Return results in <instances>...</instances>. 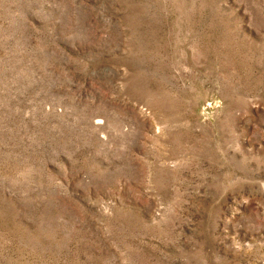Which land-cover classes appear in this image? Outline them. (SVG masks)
Instances as JSON below:
<instances>
[{
    "label": "rangeland",
    "instance_id": "1",
    "mask_svg": "<svg viewBox=\"0 0 264 264\" xmlns=\"http://www.w3.org/2000/svg\"><path fill=\"white\" fill-rule=\"evenodd\" d=\"M0 264H264V0H0Z\"/></svg>",
    "mask_w": 264,
    "mask_h": 264
}]
</instances>
